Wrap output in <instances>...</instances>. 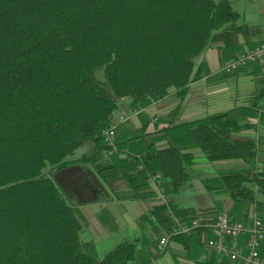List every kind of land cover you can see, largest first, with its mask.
<instances>
[{
    "label": "trees",
    "instance_id": "obj_1",
    "mask_svg": "<svg viewBox=\"0 0 264 264\" xmlns=\"http://www.w3.org/2000/svg\"><path fill=\"white\" fill-rule=\"evenodd\" d=\"M239 16L230 0H0V264H139L130 240L102 258L86 252L92 243L79 234L87 222L53 178L73 164H87L110 200L154 197L139 218L150 225L151 238L198 217L214 222L224 212L170 199L192 180L188 167L196 159L168 136L157 143L171 127L145 133L142 126L121 146L114 140L111 154L102 131L115 125L124 105L133 114L172 96L177 110L189 85L209 73L207 48L216 44L223 62L243 50L239 36L261 33L238 24ZM248 98L247 107L181 125L208 162L240 163L206 189L244 206L240 214L226 212L243 223L250 207L264 216V76ZM155 174L161 194L150 182ZM190 234L214 235L199 227L169 241ZM259 254L264 259V240Z\"/></svg>",
    "mask_w": 264,
    "mask_h": 264
},
{
    "label": "crops",
    "instance_id": "obj_2",
    "mask_svg": "<svg viewBox=\"0 0 264 264\" xmlns=\"http://www.w3.org/2000/svg\"><path fill=\"white\" fill-rule=\"evenodd\" d=\"M261 1L264 2V0ZM251 26L258 27L257 25ZM263 41L264 29H261L260 34H255L251 37H238V42L241 44L243 50L250 49L251 47L254 48ZM229 58L225 56L223 62L221 61V51L216 47V44L207 48L203 54V59L206 62L209 73L204 75L201 79L193 81L189 85V92L177 110H174L176 101L172 96H168L161 101L153 102L146 107L136 110V116L125 125V129H123L124 131L122 130V132H124L125 135L133 132L140 134L142 126L145 129V133L171 127L168 131H165V133H160L159 140L157 141L158 144H165L166 136H168L180 148L192 151L196 156L197 154L203 156L193 147L181 125L185 122L203 118L212 113L225 112L240 106L236 105L235 101L238 98H242L241 96H248L251 94L260 86L263 80L264 60L258 63H252L246 68L239 69L235 73L225 74L222 67L224 62ZM256 67L258 69H256ZM228 76H232V78L228 80ZM225 80H228L229 83L223 86L222 84H224ZM239 83L243 85L249 83V86L239 87ZM253 85L256 89L251 90ZM219 87L224 89L222 93H214ZM242 90H244V92H240ZM243 107H247V105ZM249 121L255 122L254 120ZM243 132L253 133L254 131L243 130ZM124 149L127 150L126 148ZM97 192L101 193V197H98ZM77 197L78 200L75 203H77L87 222L84 230L87 229L91 233V238L89 240L81 241L92 243V246L87 248L86 252L97 258L109 252L110 250L107 249H110L109 247H112V245L114 246L123 240H129L127 237L132 236L133 238L130 241H134L137 245L136 261L139 264H144L146 262H148V264H243L241 259L230 260L217 254L212 249L206 248L205 242L207 239L213 237L211 234L201 237L200 235L190 234L182 240L169 241L164 249L159 250L157 240H155L156 238L150 237L153 232L148 222H146L147 224H141L139 221V218L147 214L152 205L156 203V200L152 196L140 201H117L110 200L105 193L98 189L93 199H83L82 202H80V196L77 195ZM170 199L175 202L174 195L170 196ZM222 203L223 200L220 204ZM226 204H228L229 208L232 207L230 200H227ZM241 209L242 208H240V210ZM116 221H122L123 224L128 223L131 231L119 234L123 231V228L118 227ZM248 223H250V221L247 222V224ZM111 225H116L114 226L116 228L114 234L111 232ZM84 230L82 232H84ZM115 234L119 235L113 239L112 237ZM242 240V238H239L236 241H230V243L241 244ZM98 244H106V246L103 245L100 247L101 252L98 250Z\"/></svg>",
    "mask_w": 264,
    "mask_h": 264
},
{
    "label": "rangeland",
    "instance_id": "obj_3",
    "mask_svg": "<svg viewBox=\"0 0 264 264\" xmlns=\"http://www.w3.org/2000/svg\"><path fill=\"white\" fill-rule=\"evenodd\" d=\"M230 1L232 3L233 9L236 10L240 15L239 20H238V24L257 25L260 29H264V4H263L264 2L263 1H261V0H230ZM250 49L243 50L240 53L245 52V51H249ZM200 59H202V55L197 58V60H200ZM229 60L230 59H228L224 62L223 67L226 64V62ZM263 60H264V57L260 60H257L256 62H253V63H258V62H261ZM223 67H222V69H223ZM256 69H258V68L256 67ZM263 69H264V66H263ZM223 71L225 74H231V73H235L238 70L235 69V70H231L229 72H227L225 70H223ZM230 78H232V76L227 77L228 80ZM100 79H103V78L101 77ZM228 80H225L224 84H222V85L223 86L228 85V83H229ZM242 86L248 87L249 83L248 84L245 83L244 85L242 83H239V87H242ZM254 89H256V87L253 85V87H251V90H254ZM223 90H224L223 88L219 87L214 91V93H220V92L222 93ZM240 92H244V90H242ZM249 95L248 96H241L242 98H240V99L238 98L235 101V104L240 105V107L241 106L243 107V106L249 104V98H248ZM125 108H126L125 105L122 106L120 108V113L121 112L124 113L126 110ZM120 113L117 112L115 120H114L115 121V125H114L115 137H114V140L116 142V145H117V143H118V145L120 143V146H121L122 142L125 140L126 137L132 136V135L133 136L138 135V133L133 132V133H130L128 135L121 133L122 130L125 129V125L128 124L131 121V119L134 118V116H136L137 112L134 111L133 114H127V116L124 117L122 120H119L117 118ZM243 113L245 115H247V118H249V120L257 121V117L255 115V112H253L252 110L251 111L250 110H244ZM118 145L116 147H118ZM87 147H88V145H85L84 147L79 148L77 150V153L81 154L82 152H84L87 149ZM135 150H137V149H135ZM239 167H240V163L237 161H221V162L210 163L207 161V159L204 156H200V154H197L196 160L191 165H189V167H188L189 172L192 173L194 176H193L192 180H190L189 182L182 185L181 188L179 189V191L176 194H174L175 203H177L179 206H183V207L193 206L195 208L215 206L219 211H224V212H227L228 214H230V211L236 212V214H240V211L243 212L244 206H242L241 210H239L238 207L235 205L234 206L232 205V207L229 208L228 204H226L227 200H228L226 195H223L222 193L214 191V190L209 191V189H206V187H208V186L216 185L219 181L218 177L221 174L235 172V171H237V169ZM44 171H46V169H44ZM63 192H65V194L68 196L69 201L76 202L78 200L77 194H75V192L73 190L68 189L67 191H63ZM97 195H98V197H101L100 192ZM260 198L264 200L263 196H260ZM222 200H223V203L220 204V202H222ZM248 210H249L248 211V217H249L248 220L249 221L253 217H257L262 222H264V216L257 214L254 211L253 207H250ZM236 219L238 221H244L243 219L241 220L240 218H236ZM114 224H115V222H114ZM121 224H123L122 221H120V222L116 221V225H118V227L123 228V231H121L119 234L127 233V232L131 231V228L128 225V223L123 224V225H121ZM116 225H114V226H116ZM111 226H112L111 232L114 234L116 228L113 225H111ZM119 234H115L112 238L115 239ZM79 238H80V240H89L91 238L90 231L87 229L84 230V232L79 234ZM132 238H133L132 236L127 237V239H129V240H132ZM158 239H159V237H157L155 240H158ZM103 245L106 246V244H101V245L98 244L97 245L99 252H101L100 247H102ZM114 246L112 245V247H109L110 249H107V250H111ZM100 254H103V253H100ZM102 257H103V255H101L100 258H102Z\"/></svg>",
    "mask_w": 264,
    "mask_h": 264
},
{
    "label": "built area",
    "instance_id": "obj_4",
    "mask_svg": "<svg viewBox=\"0 0 264 264\" xmlns=\"http://www.w3.org/2000/svg\"><path fill=\"white\" fill-rule=\"evenodd\" d=\"M264 57V42L260 43L253 49L237 54L235 57L226 62L223 70L229 72L247 64L256 62ZM120 113V112H119ZM127 116V113H120L118 119L122 120ZM103 141L111 146L108 154H111L115 149L114 125L102 131ZM150 182L157 193L161 194L163 187L161 186V177L155 174L150 177ZM205 227L213 230V237L205 242V247L212 249L219 255H222L230 260L241 259L243 264H264V259L259 254L261 242L264 240V223L257 217H253L250 223L232 220L226 212H221L217 215L214 222H209L200 217L189 221L188 223H177L171 233L163 234L157 240L159 250L165 248L169 242L171 234L186 233L193 229ZM239 238L243 239L241 244H233L230 241H236Z\"/></svg>",
    "mask_w": 264,
    "mask_h": 264
},
{
    "label": "water",
    "instance_id": "obj_5",
    "mask_svg": "<svg viewBox=\"0 0 264 264\" xmlns=\"http://www.w3.org/2000/svg\"><path fill=\"white\" fill-rule=\"evenodd\" d=\"M53 178L63 191L71 189L78 193L80 202L83 199H93L98 189L106 194L104 187L87 164L66 166L55 172Z\"/></svg>",
    "mask_w": 264,
    "mask_h": 264
},
{
    "label": "flooded vegetation",
    "instance_id": "obj_6",
    "mask_svg": "<svg viewBox=\"0 0 264 264\" xmlns=\"http://www.w3.org/2000/svg\"><path fill=\"white\" fill-rule=\"evenodd\" d=\"M74 191V190H73ZM75 192V191H74ZM75 194L79 195L78 193L75 192ZM80 196V195H79Z\"/></svg>",
    "mask_w": 264,
    "mask_h": 264
},
{
    "label": "bare ground",
    "instance_id": "obj_7",
    "mask_svg": "<svg viewBox=\"0 0 264 264\" xmlns=\"http://www.w3.org/2000/svg\"><path fill=\"white\" fill-rule=\"evenodd\" d=\"M114 153V152H113Z\"/></svg>",
    "mask_w": 264,
    "mask_h": 264
}]
</instances>
